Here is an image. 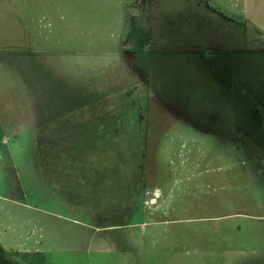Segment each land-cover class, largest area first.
Instances as JSON below:
<instances>
[{"label":"rangeland","instance_id":"obj_1","mask_svg":"<svg viewBox=\"0 0 264 264\" xmlns=\"http://www.w3.org/2000/svg\"><path fill=\"white\" fill-rule=\"evenodd\" d=\"M264 264V0H0V264Z\"/></svg>","mask_w":264,"mask_h":264},{"label":"trees","instance_id":"obj_2","mask_svg":"<svg viewBox=\"0 0 264 264\" xmlns=\"http://www.w3.org/2000/svg\"><path fill=\"white\" fill-rule=\"evenodd\" d=\"M8 255L21 264H54L47 253L40 250H11Z\"/></svg>","mask_w":264,"mask_h":264}]
</instances>
